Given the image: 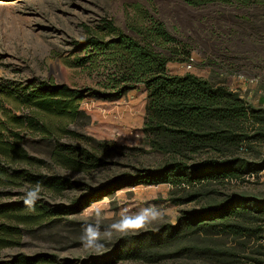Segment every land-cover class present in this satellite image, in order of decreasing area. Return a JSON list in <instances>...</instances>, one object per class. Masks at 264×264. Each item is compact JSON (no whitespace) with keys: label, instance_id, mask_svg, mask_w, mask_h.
Returning a JSON list of instances; mask_svg holds the SVG:
<instances>
[{"label":"rangeland","instance_id":"374dc122","mask_svg":"<svg viewBox=\"0 0 264 264\" xmlns=\"http://www.w3.org/2000/svg\"><path fill=\"white\" fill-rule=\"evenodd\" d=\"M143 10L162 22L169 34L186 46L193 60L189 70L184 67L186 60L168 62L169 74H194L237 92L252 107L261 108L264 104V0H255L246 7L218 2L190 7L181 0H0V87L11 88L39 78L49 79L56 85L96 89L100 76L64 63L72 62L80 53L74 41L86 37L85 28L94 30L107 22L127 32L126 22L134 19L135 12ZM247 78L256 81L248 84ZM7 100L0 95V119H3V109L10 116L28 114L11 98ZM115 106L87 95L80 108L88 120L81 119L70 127L93 140L112 142L119 148V154L107 158L106 165L89 173L65 170L49 159V152L57 141L67 145H77L78 141L67 136L47 140V136L21 133L22 146L33 159V165L18 168L34 175L62 177L73 184L61 194L29 184L7 189L10 196L0 198V203L22 202L28 191L38 187V199L49 205H62L68 212L52 216L40 226L20 227L18 245L0 250V264H22L20 258L37 256L47 260L39 264L246 262L247 250L244 254L236 251L238 258L216 255L206 259L198 255L204 248L215 251L232 248L234 243L230 238L220 237H199L192 242L177 239L162 244L157 253L149 254L146 249L145 252L144 238L141 239L144 234L167 224L175 225L183 212L199 210L201 202L175 205L169 201V185L145 183L141 171L157 167L164 157L148 150L141 131L132 124L127 126L121 115L115 113ZM241 156L253 164H264V144ZM125 173L132 177L124 179ZM222 182H213L207 187L216 191L217 194H212L215 200L231 198L233 201L237 198L235 195L244 194L249 198L244 203L248 208L264 212V169L244 173L239 181ZM145 209H155L162 216L140 229L129 227L120 231L114 227L122 218L135 216ZM89 227L100 233L98 249L85 247L82 241ZM261 237L258 243L264 246V231ZM186 247L191 249L184 250ZM251 258L264 264V252Z\"/></svg>","mask_w":264,"mask_h":264},{"label":"trees","instance_id":"16d2710c","mask_svg":"<svg viewBox=\"0 0 264 264\" xmlns=\"http://www.w3.org/2000/svg\"><path fill=\"white\" fill-rule=\"evenodd\" d=\"M181 1L190 7L215 2L246 7L255 0ZM134 14V19L126 22L127 32L107 22L94 30L85 28L86 37L74 41L80 53L72 62L64 63L100 76L96 89L56 85L39 78L11 88L0 87L1 96L11 98L28 111L16 117L2 110L0 198L10 196L7 189L25 184L53 194H61L73 184L62 177L34 175L18 168L33 165V159L22 146L24 131L47 136V140L67 136L78 141L77 145L57 144L58 141L54 144L49 159L60 168L89 173L106 165L107 158L119 154V148L70 128L81 119L88 120L80 104L87 95L107 101L142 86L146 100L141 133L148 150L164 158L157 167L142 170L141 177L148 184L169 185V201L175 205L201 202L199 210L183 212L175 225L167 224L144 234L142 248L152 254L159 252L162 244L177 239L192 242L199 237L230 238L232 248L216 251L204 248L198 255L206 259L216 255L238 258L236 251L244 254L247 250L246 262L242 264H261L251 255L264 252V246L258 243L264 231V212L248 208L244 203L249 198L244 194L235 195L233 201L231 198L217 201L212 195L216 191L207 187L218 181H239L244 173L264 169V164H253L241 156L264 144V108L252 107L237 92L194 74H169L168 62L190 58L186 46L149 12ZM123 177L130 179L132 175L125 173ZM66 209L40 199L32 205L25 200L0 203V250L18 245L20 227L40 226L52 216L66 214ZM44 259L20 258V262L39 264L47 262Z\"/></svg>","mask_w":264,"mask_h":264},{"label":"clouds","instance_id":"9594fccd","mask_svg":"<svg viewBox=\"0 0 264 264\" xmlns=\"http://www.w3.org/2000/svg\"><path fill=\"white\" fill-rule=\"evenodd\" d=\"M39 198V190L37 189L30 190L26 193L25 203L28 205H32ZM162 214L155 209H145L135 216H126L122 218L118 224L114 227L117 230L125 231L129 227L140 229L146 227L152 221L161 218ZM100 233L97 229L89 227L86 230L84 236H82V241L85 244V247H101L100 243Z\"/></svg>","mask_w":264,"mask_h":264},{"label":"crops","instance_id":"0c3cea01","mask_svg":"<svg viewBox=\"0 0 264 264\" xmlns=\"http://www.w3.org/2000/svg\"><path fill=\"white\" fill-rule=\"evenodd\" d=\"M145 100L146 93L144 88L142 86H137L135 89L127 91L119 98L104 101L115 103L116 106L113 109L115 113L121 115L120 117L123 122L126 123L127 126H131L132 124L141 131L144 119ZM125 120H127L128 123Z\"/></svg>","mask_w":264,"mask_h":264},{"label":"built area","instance_id":"2783aa9c","mask_svg":"<svg viewBox=\"0 0 264 264\" xmlns=\"http://www.w3.org/2000/svg\"><path fill=\"white\" fill-rule=\"evenodd\" d=\"M192 62H193V60H192L191 57L185 62L184 67H185L186 70L191 69V67H192ZM240 78H243V77H240ZM255 81H256V79H254V78H247V79L245 80V82L248 83V84H254ZM241 98H242V97H241ZM243 100H244V99H243ZM244 101H245V100H244ZM245 102H246V101H245ZM246 103L249 104L248 102H246ZM249 105H250V104H249ZM259 107L264 108V104H262V106H259Z\"/></svg>","mask_w":264,"mask_h":264}]
</instances>
